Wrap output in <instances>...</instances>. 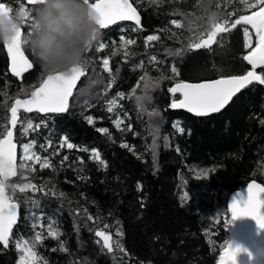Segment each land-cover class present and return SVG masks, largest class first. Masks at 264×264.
<instances>
[{"label":"trees","instance_id":"trees-1","mask_svg":"<svg viewBox=\"0 0 264 264\" xmlns=\"http://www.w3.org/2000/svg\"><path fill=\"white\" fill-rule=\"evenodd\" d=\"M3 2L13 11L34 6L28 0ZM131 3L141 16L140 30H134L130 22L100 30L99 39L84 55V75L65 114L19 111L13 128L18 173L7 184L8 195L18 204L19 219L9 246L0 244V264H20L17 242H26L46 264H216L225 242H230L233 219L226 227L224 219L231 217V197L249 183L264 186V86L254 84L242 90L222 111L208 117L170 107L173 99H180L168 91L175 83L251 70L242 59L248 52L243 26L223 34L209 49L176 55L207 23L206 19L196 21L199 27L188 30V19L203 14L197 0ZM212 6L219 18L230 23L251 12L239 0H213ZM174 19L182 21L184 28L173 25ZM29 30L24 25L23 36ZM149 35L159 39L146 43ZM121 36L136 42L127 46V56L124 50L113 54ZM99 43L107 47L97 52ZM24 50L33 68L16 77L8 70L0 43V133L11 126L13 101L26 98L46 75L31 51L26 46ZM153 56L156 61L151 60ZM104 58L109 59L110 73L103 70ZM173 65L178 75L171 72ZM145 73L165 79L149 93L141 110L128 95ZM119 93L124 98L117 99L114 111H108V101ZM153 111L158 115L150 117ZM88 117L93 123H88ZM118 118L120 128L115 124ZM28 122L33 128L24 132ZM65 138L74 145L72 149L64 144ZM24 144L33 145L31 151L39 161H22ZM93 149L103 164L93 159ZM45 158L51 166L41 168ZM26 183L37 190H13V185ZM184 192L186 202L181 200ZM50 227L57 238L48 236ZM97 230L119 242L123 251L114 244L108 253L102 238L95 235ZM37 233L41 242L35 241Z\"/></svg>","mask_w":264,"mask_h":264},{"label":"snow or ice","instance_id":"snow-or-ice-1","mask_svg":"<svg viewBox=\"0 0 264 264\" xmlns=\"http://www.w3.org/2000/svg\"><path fill=\"white\" fill-rule=\"evenodd\" d=\"M36 2L37 0H28L29 4H35ZM84 2L94 14V19L99 30H107L110 26L123 21L135 22L136 27L134 30H140V16L136 8L129 3V0H94V2L92 0H84ZM239 3L246 10H251V12L248 15H239L231 23L228 18L219 17L215 21H210L205 12L199 17L188 19V30L190 32L193 30V26L196 25V21L206 19L207 23L203 26V30L189 37L190 42L185 49H178L175 54L180 55L183 51L209 49L219 42V38L223 34L237 29L238 26H243L244 47L248 49V52L242 59L251 66V70L243 75H233L227 78L201 83H176L168 91L173 96L179 93L180 99H173L170 105L171 108H184L197 116H208L209 114L219 113L223 110L242 90H247L254 84L264 86V0H239ZM197 4L200 6V0H197ZM219 7L220 5L217 4V8ZM20 8L25 11V25L30 26L27 9L22 6ZM0 9L8 12L13 11L3 0H0ZM229 15L231 16L233 14L229 13ZM171 23L177 28H184L185 26L182 21L175 19ZM196 26L199 27L198 25ZM248 26H250L251 31ZM158 39L159 37L156 35H149L146 37V43L148 41H157ZM120 40L121 44L119 48H115L114 45L113 54H119L121 50H124L125 55H129L127 46L134 45L136 42L131 39H125L123 36H121ZM3 46L7 50L10 59V70L14 76L21 77L22 74L33 68V62L25 55V42L22 38V29L11 43L4 42ZM106 47L104 43H99L96 51H103ZM91 48L92 45L88 47L87 51ZM151 60L156 61V57H151ZM84 65L85 62L80 65H74L65 72H46V75L42 76L39 86L31 91L30 97L27 99H15L9 109L11 114L10 124L12 127L7 128L6 132L0 133V137H2L0 138V244L5 248L9 246L10 238L14 231L13 226L17 223L18 217V205L13 201V197L8 195L7 184L11 177L17 176V145L13 141V128L17 126L19 111L21 109L27 113H31L34 110L43 113H63L67 111L69 98L73 95V89L78 79L84 75ZM140 67L143 68V65L141 64ZM103 70L109 73L111 72L108 58L103 59ZM171 72L174 75H178L174 65L171 68ZM162 79H165V77L161 76L153 79L148 73H145L139 78L137 85L133 87L128 98L135 99L140 104L141 110H143L144 102L150 99L149 93L154 92L159 87L160 80ZM114 81L115 77L112 78V82ZM138 92L142 94L137 95ZM124 96L125 94L119 93L116 98L108 101V111H114V107L117 105V99H122ZM148 115L154 117L158 115V112L153 111L148 113ZM87 119L88 123H93L91 117ZM121 123L122 121L118 118L115 121L116 127L120 128ZM30 128H33V125L31 122H28L27 127L24 128V132H27ZM99 131L106 133L105 129H100ZM181 131L183 130L181 129ZM64 144L69 149L74 147L73 144L67 141V138L64 139ZM22 147L24 151V156L21 158L22 161L40 160V157L35 156L31 151L32 144H24ZM122 147H127V145H122ZM93 159L99 161L101 164L104 163L95 149H93ZM50 166L47 158H45L44 163L40 164L41 168H48ZM20 167L24 168L25 164L21 163ZM207 176L208 173H205L203 177ZM197 178H201V176H197ZM12 187L13 190L18 188L21 193H24L26 189L37 190L36 185L31 183L13 185ZM40 190L43 191V189ZM60 195L63 194L61 193ZM237 195L239 198L233 197L231 203L228 205L231 217H225L224 226L226 227L230 224L232 219L246 216L253 218L258 227L264 229V211H262L264 209V186L252 182L247 185L246 195ZM187 198V194L184 192L181 200L186 202ZM33 203L35 202L33 201ZM118 234L120 233L118 232ZM95 235L102 238L103 248L108 253L113 252L114 244L116 248L123 251L119 242H113L112 237L106 232L97 230ZM48 236L50 238H57L58 234L50 227ZM41 240V234L37 233L35 235V241L41 242ZM16 247L22 252L20 264H46L38 256L36 251L27 246L26 242L23 244L17 242ZM61 249L67 250L64 245H61ZM221 251L220 264H235V257L241 249L239 246L233 247L231 242L226 241Z\"/></svg>","mask_w":264,"mask_h":264},{"label":"clouds","instance_id":"clouds-1","mask_svg":"<svg viewBox=\"0 0 264 264\" xmlns=\"http://www.w3.org/2000/svg\"><path fill=\"white\" fill-rule=\"evenodd\" d=\"M213 0H200L210 21L219 13ZM30 30L22 37L25 46L47 73L65 72L84 62L90 45L99 39L94 14L84 0H37L27 9ZM25 25V11L0 9V43H11Z\"/></svg>","mask_w":264,"mask_h":264},{"label":"water","instance_id":"water-1","mask_svg":"<svg viewBox=\"0 0 264 264\" xmlns=\"http://www.w3.org/2000/svg\"><path fill=\"white\" fill-rule=\"evenodd\" d=\"M129 3H131V0H129ZM132 6L135 8V6L133 4H132ZM137 12H138V10H137ZM138 14H139V12H138ZM139 16H140V14H139ZM140 19H141V16H140ZM123 22H129V21H123ZM118 23H120V22H118ZM130 23L135 25V22H130ZM22 37H23V34H22ZM5 52L7 54L6 49H5ZM7 57H8V54H7ZM8 70H9L10 74L13 75V73L10 70V59H9V57H8ZM81 78H82V76L78 79V81H77V83L73 89V94H74L75 88L77 87V84L79 83ZM222 78H227V77H222ZM217 79H220V78H217ZM212 80H216V79H212ZM204 81H211V80H204ZM204 81L187 82V83H201ZM177 94H179V93H177ZM72 96L69 98V105H70V101H71ZM29 97H30V94L26 98H23V99H27ZM68 109H69V106H68ZM68 109H67V111H68ZM171 109L175 110V111L176 110L184 111V112H187L188 114H190L192 116L201 117V118L216 114V113H212V114H209L208 116H197L196 114L191 113L187 109H184V108H175V109L171 108ZM20 111H23V110L21 109ZM67 111H65L63 113H43V112H39V111L34 110L33 112H37L41 115H45V114H65ZM33 112H31V113H33ZM9 115H10V119H11L10 111H9ZM10 127H12V125ZM13 141H14V135H13ZM14 143H15V141H14ZM16 163H17V173H18V146H17ZM14 178L15 177H11L9 179V181L14 179ZM15 203L17 204V202H15ZM17 212H18V217H17V222H18L19 207L17 208ZM230 242H231L233 247L239 246L241 249V251H239L235 257V264H264V229L259 228L258 225L256 224V221L253 218L238 220V221L233 223L232 229L230 231ZM1 246H3V245L1 244ZM221 254H220V256H221ZM220 256L218 257L216 264H220Z\"/></svg>","mask_w":264,"mask_h":264},{"label":"rangeland","instance_id":"rangeland-1","mask_svg":"<svg viewBox=\"0 0 264 264\" xmlns=\"http://www.w3.org/2000/svg\"><path fill=\"white\" fill-rule=\"evenodd\" d=\"M246 192H247V189H245L244 191H242V192H240V193H235V194L231 197V199H230V201H229V204L231 203L233 197H237V198H239L237 194H239V195H246ZM262 211H264V209H262ZM248 218H251V217H246V216H245V217H237V218L233 219V223L236 222V221H238V220H243V219H248ZM232 225H233V224H232Z\"/></svg>","mask_w":264,"mask_h":264}]
</instances>
